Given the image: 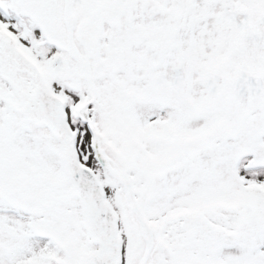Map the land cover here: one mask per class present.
Listing matches in <instances>:
<instances>
[{
	"label": "snow or ice",
	"instance_id": "snow-or-ice-1",
	"mask_svg": "<svg viewBox=\"0 0 264 264\" xmlns=\"http://www.w3.org/2000/svg\"><path fill=\"white\" fill-rule=\"evenodd\" d=\"M0 264H264V0H0Z\"/></svg>",
	"mask_w": 264,
	"mask_h": 264
}]
</instances>
